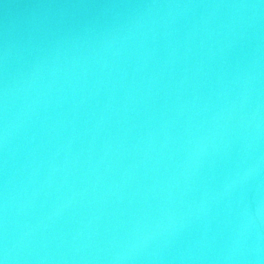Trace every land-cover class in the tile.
Masks as SVG:
<instances>
[{
  "label": "water",
  "instance_id": "95a60500",
  "mask_svg": "<svg viewBox=\"0 0 264 264\" xmlns=\"http://www.w3.org/2000/svg\"><path fill=\"white\" fill-rule=\"evenodd\" d=\"M0 264H264V0H0Z\"/></svg>",
  "mask_w": 264,
  "mask_h": 264
}]
</instances>
